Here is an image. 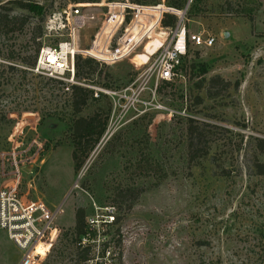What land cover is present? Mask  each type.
<instances>
[{
  "label": "rangeland",
  "instance_id": "1",
  "mask_svg": "<svg viewBox=\"0 0 264 264\" xmlns=\"http://www.w3.org/2000/svg\"><path fill=\"white\" fill-rule=\"evenodd\" d=\"M194 1L169 12L190 34L212 36L216 44L191 48L174 81L160 83L156 52L179 26L162 27L166 0L133 11L132 23L121 27L108 22L127 16L115 5L132 0H0V19L19 16L14 28L25 22L15 33L0 22V190L18 180L22 198L60 209V233L44 264H85L76 211L89 219L107 208L116 223L102 249L110 248L112 264H264V175L258 169L264 153L257 147L264 139V0ZM15 2L45 12L21 10ZM76 5L86 19L75 36L77 51L98 41L113 54L128 44L130 51L113 65L77 54L95 63H82L72 84L68 73L58 80L34 69L43 48L70 41L62 22ZM192 5L197 8L189 11ZM134 23L138 30L127 34ZM155 39L162 43L148 64L138 60ZM73 85L122 96H94L76 115ZM98 109L110 113L107 130L76 171L74 120ZM203 152L207 156L193 159ZM19 259L0 230V264Z\"/></svg>",
  "mask_w": 264,
  "mask_h": 264
},
{
  "label": "built area",
  "instance_id": "2",
  "mask_svg": "<svg viewBox=\"0 0 264 264\" xmlns=\"http://www.w3.org/2000/svg\"><path fill=\"white\" fill-rule=\"evenodd\" d=\"M115 6H121L124 12L127 13V16L122 14L116 20L114 18L108 22L109 24L115 23V27L117 25L121 27L125 22L127 24L132 23L133 11L148 9L130 3ZM64 15L66 22H62V24L65 25L64 28L70 31V41L62 43L58 48H43L34 71L38 73L45 72L49 77L58 80H64V76L68 73L71 76L70 82L73 84L75 83V59L77 54H83V57H94L107 65H113L124 58L125 55L120 54L122 51H130V44H128V46L117 50L113 54V52L104 51L100 48L98 41L92 50L80 53L76 50L74 40L77 30L86 23V19L81 16L79 5L65 11ZM128 16H130L129 22L126 21ZM138 28V25L134 23L126 30V33L128 34L132 30L136 31ZM122 42L127 43V38L125 37ZM215 44L216 39L214 37L200 33L190 34L180 23L171 43L167 47L162 45L156 52L158 56L155 64L159 67L157 81L160 83L174 81L178 76L181 61L189 55L191 48L209 49ZM51 56L55 58V61L50 60ZM153 68L151 65L146 71L151 72ZM146 85L147 83L143 88H137L133 95L139 96L145 90ZM95 90V97H99V93H105L114 96V98L122 96L112 91ZM19 186L20 181L16 180L0 190V230L7 234L8 239L19 251L20 259L17 264H44L60 233L57 223L61 211L57 207L49 208L41 201L25 200L19 193ZM115 223L116 217L113 208H107L105 213H98L92 218H87V233L78 244L81 249L90 250V259L87 264H112L110 248L102 249V242L108 235V229Z\"/></svg>",
  "mask_w": 264,
  "mask_h": 264
},
{
  "label": "trees",
  "instance_id": "3",
  "mask_svg": "<svg viewBox=\"0 0 264 264\" xmlns=\"http://www.w3.org/2000/svg\"><path fill=\"white\" fill-rule=\"evenodd\" d=\"M75 3H85L90 2L93 3L95 0H73ZM163 0H132L130 4L142 7H149L150 5L158 6L162 3ZM195 0L194 2H197ZM255 3V0H250ZM17 7L21 10H27L36 15H43L45 9L43 6L38 4H28L23 2H15ZM188 0H166V5L168 8L172 10L183 11L186 7H188ZM197 8V5H192L190 10H194ZM131 12V11H128ZM188 14V13H187ZM19 16L8 14L3 16L1 21H4V25H13V29L10 31L11 33L17 32L20 28L25 26V22L20 25V28H14L17 20H19ZM130 16L127 17L126 21L129 22ZM25 21V20H23ZM179 24V18L176 14L171 12H166L163 14L161 25L164 28L175 29ZM163 36V34L161 35ZM162 41L159 39H155L150 42L145 48V52L142 55L137 57L138 60L143 59V63H147L150 56L154 55L158 48L161 46ZM39 50L37 51V55ZM30 65L35 66L36 58ZM146 58L147 60H144ZM82 63L91 65L95 63L91 58H83L82 56H76L75 59V77L78 76L79 72L83 69ZM53 80V79H52ZM58 81V80H55ZM61 84H64L58 81ZM72 95H73V109L76 115L82 113L83 109L88 105L89 101L94 98L95 91L93 89H89L80 85H73L71 87ZM103 96L102 93H99V96ZM110 113H105L102 109H98L95 113H93L89 117H78L74 120L73 124V145L74 150L72 154V158L75 164V170L79 171L85 164L86 160L89 158L91 153L95 150L97 145L100 143L102 137L104 136L109 122ZM195 144H191V147L194 148ZM257 147L258 149L264 153V139H257ZM194 153V152H192ZM207 152H203L202 156H194L193 159L205 157L207 156ZM259 174L264 175V166L259 165ZM143 190L137 192V194L133 197V201H136ZM75 232L77 235V244L80 243L82 237L87 233V216L85 210L81 209L76 211L75 216ZM78 248L80 246L78 245ZM82 252H79V261L87 264V261L90 259V250L89 249H81Z\"/></svg>",
  "mask_w": 264,
  "mask_h": 264
},
{
  "label": "water",
  "instance_id": "4",
  "mask_svg": "<svg viewBox=\"0 0 264 264\" xmlns=\"http://www.w3.org/2000/svg\"><path fill=\"white\" fill-rule=\"evenodd\" d=\"M188 5H189V3H188ZM167 11H168V12H169V11L174 12V10H172V9H168ZM225 37L228 38V37H229V33L226 32V33H225Z\"/></svg>",
  "mask_w": 264,
  "mask_h": 264
},
{
  "label": "bare ground",
  "instance_id": "5",
  "mask_svg": "<svg viewBox=\"0 0 264 264\" xmlns=\"http://www.w3.org/2000/svg\"><path fill=\"white\" fill-rule=\"evenodd\" d=\"M54 55V54H53ZM51 61H55V58L53 56L50 57Z\"/></svg>",
  "mask_w": 264,
  "mask_h": 264
}]
</instances>
